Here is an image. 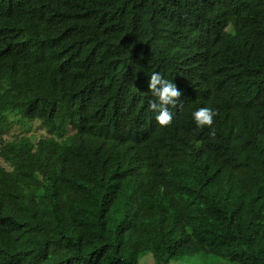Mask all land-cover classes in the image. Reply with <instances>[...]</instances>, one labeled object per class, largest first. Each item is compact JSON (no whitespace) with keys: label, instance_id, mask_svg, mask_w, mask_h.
Instances as JSON below:
<instances>
[{"label":"trees","instance_id":"16d2710c","mask_svg":"<svg viewBox=\"0 0 264 264\" xmlns=\"http://www.w3.org/2000/svg\"><path fill=\"white\" fill-rule=\"evenodd\" d=\"M217 258L264 264V0H0V264Z\"/></svg>","mask_w":264,"mask_h":264},{"label":"clouds","instance_id":"9594fccd","mask_svg":"<svg viewBox=\"0 0 264 264\" xmlns=\"http://www.w3.org/2000/svg\"><path fill=\"white\" fill-rule=\"evenodd\" d=\"M148 91L154 99L149 101V110L157 113L155 116L156 123L161 128L170 126L173 122L174 114L169 110V106L177 107L178 103H182L179 98L180 90L172 82L162 77L159 72H153L148 80ZM218 112L210 107H201L192 113V119L197 128L212 129L214 118ZM210 136H215L213 129L209 133ZM216 264H229L227 259L217 258Z\"/></svg>","mask_w":264,"mask_h":264},{"label":"rangeland","instance_id":"374dc122","mask_svg":"<svg viewBox=\"0 0 264 264\" xmlns=\"http://www.w3.org/2000/svg\"><path fill=\"white\" fill-rule=\"evenodd\" d=\"M231 46H232V42H231ZM9 118L11 125L5 137H14L21 135L28 137L32 141H36L40 138H44L48 136L44 127L36 121L27 123L19 120L18 117L11 115L9 116ZM4 165L7 168H9L7 164ZM169 264H201V263L199 260H195L193 263H188L186 261H170Z\"/></svg>","mask_w":264,"mask_h":264}]
</instances>
